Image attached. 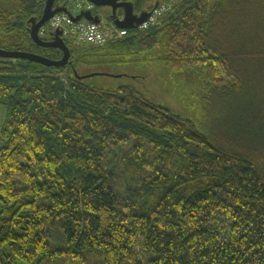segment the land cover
<instances>
[{"label": "trees", "instance_id": "obj_1", "mask_svg": "<svg viewBox=\"0 0 264 264\" xmlns=\"http://www.w3.org/2000/svg\"><path fill=\"white\" fill-rule=\"evenodd\" d=\"M44 3L0 0L1 49L62 57L29 36ZM173 10L101 47L65 41L62 67L0 59V264H264V0ZM155 62L196 115L122 69Z\"/></svg>", "mask_w": 264, "mask_h": 264}, {"label": "built area", "instance_id": "obj_2", "mask_svg": "<svg viewBox=\"0 0 264 264\" xmlns=\"http://www.w3.org/2000/svg\"><path fill=\"white\" fill-rule=\"evenodd\" d=\"M175 1L172 0L173 9ZM60 5L65 7L72 16H77L83 11H89L92 15H97L99 21L94 23L84 18L74 21L67 12H59L41 26L38 31L40 37L59 30L64 43L66 41L73 47L83 50L90 47H101L128 36V28L117 27L113 22V18L110 20L105 18L103 14L98 12L97 7L88 0H62ZM164 9L160 4L153 7L147 19L136 28L139 31H144L160 24L165 17V14H163ZM122 18L123 16H120L118 19L121 20Z\"/></svg>", "mask_w": 264, "mask_h": 264}, {"label": "water", "instance_id": "obj_3", "mask_svg": "<svg viewBox=\"0 0 264 264\" xmlns=\"http://www.w3.org/2000/svg\"><path fill=\"white\" fill-rule=\"evenodd\" d=\"M96 6L111 7L112 12L117 7H124V15L120 20L116 17L115 13H112L113 22L120 28H134L144 22L149 16L150 11L142 10L139 13L133 12L132 4L129 1L122 2L120 0H88ZM158 5L155 4L153 7ZM59 12H67L74 21H79L84 18L87 21L98 23L99 18L97 15H92L89 11H83L77 16H72L65 7L60 4H55V0H45L43 11L40 17H30L28 19V32L31 40L40 47L43 48H55L62 51V57L58 60H53L38 54L21 52V51H7L0 48V58H22L31 62L39 63L47 67H62L69 63L70 51L67 45L61 38V32L59 30L51 32L48 35V39H42L39 34V28L54 14ZM93 75V74H91ZM90 75V76H91ZM89 76V75H88Z\"/></svg>", "mask_w": 264, "mask_h": 264}, {"label": "rangeland", "instance_id": "obj_4", "mask_svg": "<svg viewBox=\"0 0 264 264\" xmlns=\"http://www.w3.org/2000/svg\"><path fill=\"white\" fill-rule=\"evenodd\" d=\"M159 4L160 6H162V8H165L163 10V14H165L164 19L168 18V16H170L173 13L172 0H164ZM96 7L98 12H100L101 14L108 12L107 7H102V6H96ZM0 59H5V58H0ZM162 66L163 64L161 62H155L145 65H137L136 63H129L127 64V66L122 67V69L123 71H126L132 75L144 76V78L141 79L142 81L140 82L139 88L142 91H144V95L148 99H150L151 101L157 104L165 105L179 114L193 117L194 115H196V108L193 106H187L183 101L180 102V99L174 95V93L178 92L177 87L176 86L173 87L169 82H167L166 80H164V78L160 76L161 70H163ZM88 79L94 81V83L97 86L104 88L113 87L120 82L119 79L117 80L115 78L104 75L91 76ZM133 80L134 79L124 78L122 81L129 82ZM171 82L176 85L178 81L176 82L174 80H171ZM3 116H4V108L0 107V128L2 125ZM124 149H125L124 152L127 153V150L124 147L118 150L117 152H112L111 155H109V157L106 159V161L110 162V164L114 166L116 169L119 170L124 169L126 165V158L125 157L122 158L121 156V153H123L122 151Z\"/></svg>", "mask_w": 264, "mask_h": 264}, {"label": "flooded vegetation", "instance_id": "obj_5", "mask_svg": "<svg viewBox=\"0 0 264 264\" xmlns=\"http://www.w3.org/2000/svg\"><path fill=\"white\" fill-rule=\"evenodd\" d=\"M120 1L126 2L128 0H120ZM107 9H108V12H106V13H109L110 15H112V13L114 12L117 18L124 15V7H117L115 9V11H113V12H112L111 7H107Z\"/></svg>", "mask_w": 264, "mask_h": 264}]
</instances>
